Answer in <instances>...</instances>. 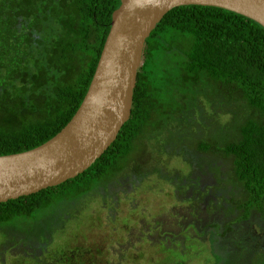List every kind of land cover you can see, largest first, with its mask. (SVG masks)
<instances>
[{"label": "trees", "instance_id": "16d2710c", "mask_svg": "<svg viewBox=\"0 0 264 264\" xmlns=\"http://www.w3.org/2000/svg\"><path fill=\"white\" fill-rule=\"evenodd\" d=\"M118 5L119 0H0V155L45 142L70 119ZM199 85H212L227 100L236 95L250 110L237 127V139L221 146L198 141L195 147L229 159L243 196L232 199L235 221L246 220L252 211L262 214L264 28L220 7L181 5L169 9L143 42L130 113L114 140L76 176L0 202V224L29 219L33 229L24 235L45 238L52 219L43 216L47 208L105 183L135 157L130 170L138 174L139 139L181 109L175 91Z\"/></svg>", "mask_w": 264, "mask_h": 264}, {"label": "rangeland", "instance_id": "374dc122", "mask_svg": "<svg viewBox=\"0 0 264 264\" xmlns=\"http://www.w3.org/2000/svg\"><path fill=\"white\" fill-rule=\"evenodd\" d=\"M173 95L181 109L139 139L138 174L135 157L105 183L47 208L45 238L24 235L29 219L1 223L0 264H262L264 207L235 221L232 199L243 196L229 159L195 147L237 139L250 110L212 85Z\"/></svg>", "mask_w": 264, "mask_h": 264}, {"label": "water", "instance_id": "95a60500", "mask_svg": "<svg viewBox=\"0 0 264 264\" xmlns=\"http://www.w3.org/2000/svg\"><path fill=\"white\" fill-rule=\"evenodd\" d=\"M181 5L220 7L264 28V0H119L87 90L70 119L45 142L0 155V202L62 183L99 157L129 116L145 38L169 9Z\"/></svg>", "mask_w": 264, "mask_h": 264}]
</instances>
